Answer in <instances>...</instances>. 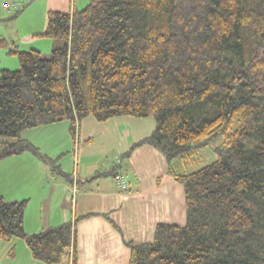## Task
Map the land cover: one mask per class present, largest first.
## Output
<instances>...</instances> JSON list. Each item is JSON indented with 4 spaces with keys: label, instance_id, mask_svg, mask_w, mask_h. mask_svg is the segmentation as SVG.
<instances>
[{
    "label": "trees",
    "instance_id": "obj_1",
    "mask_svg": "<svg viewBox=\"0 0 264 264\" xmlns=\"http://www.w3.org/2000/svg\"><path fill=\"white\" fill-rule=\"evenodd\" d=\"M24 6L0 17L17 18ZM59 42L46 57L13 50L18 69L0 73V161L30 152L70 179L24 131L87 116L154 117L128 157L150 144L183 187L186 220L160 222L130 264H264V0H90L50 10L38 34ZM217 158L178 172L195 150ZM28 200L0 194V239H24L32 256L58 264L75 247L81 217L29 233Z\"/></svg>",
    "mask_w": 264,
    "mask_h": 264
},
{
    "label": "crops",
    "instance_id": "obj_2",
    "mask_svg": "<svg viewBox=\"0 0 264 264\" xmlns=\"http://www.w3.org/2000/svg\"><path fill=\"white\" fill-rule=\"evenodd\" d=\"M7 1L0 0V17L12 13L6 9ZM14 1L24 9L11 22L4 21L12 23L11 43L20 50L40 51L39 44L52 50L59 43L38 36L47 26L48 11L82 9L88 2ZM154 128L153 120L129 115L106 121L87 116L80 122L77 140L67 120L30 128L23 138L55 159L71 178L53 175L46 163L25 152L0 161V194L9 201L28 200L25 228L29 233L81 217L76 225L77 264H130L131 249L126 241L152 242L158 223L183 224L186 220L183 187L168 173L164 154L142 144L130 156H123ZM115 158H119L118 164L112 163ZM120 170L128 182L126 189L115 181ZM24 259L30 264H46L35 259L30 249L24 251ZM71 261L67 254L58 264Z\"/></svg>",
    "mask_w": 264,
    "mask_h": 264
},
{
    "label": "rangeland",
    "instance_id": "obj_3",
    "mask_svg": "<svg viewBox=\"0 0 264 264\" xmlns=\"http://www.w3.org/2000/svg\"><path fill=\"white\" fill-rule=\"evenodd\" d=\"M90 0H88L87 4ZM9 15V14H7ZM12 20L8 21L11 22ZM24 21H22L23 23ZM10 24H6V22H0V73L3 69H18L20 66L19 59L17 54L12 52L13 50H20V46L11 43L12 36L10 34H14V30L10 29ZM38 40V39H37ZM45 40H49L45 39ZM41 41V40H38ZM37 41V42H38ZM35 45V44H31ZM39 48H41L42 53L44 56L49 57L51 47H47L44 44H39ZM33 47V46H29ZM28 47V48H29ZM32 49V48H31ZM149 120H153L156 125V121L154 117H146ZM153 131V130H152ZM151 131V132H152ZM217 156L212 147L200 148L195 150L193 157L191 160H187L186 163H182L181 167L179 168L177 163L176 170L178 172H186V171H193L197 168L205 166L214 160H216ZM48 166V172L51 167ZM185 221V220H184ZM27 250L29 252V247L27 246L24 239L21 238H13V240L6 241L0 239V264H30L28 261L24 259V251ZM15 252H17V256H15ZM14 253V254H13Z\"/></svg>",
    "mask_w": 264,
    "mask_h": 264
},
{
    "label": "built area",
    "instance_id": "obj_4",
    "mask_svg": "<svg viewBox=\"0 0 264 264\" xmlns=\"http://www.w3.org/2000/svg\"><path fill=\"white\" fill-rule=\"evenodd\" d=\"M5 5H6V9L8 10V12H12V13L21 7L20 3H18L17 1H14V0H8ZM114 162H116L115 164H118L119 158L113 159L112 163H114ZM115 181H116V184L118 185V187H120L121 189L127 188L128 182H127V179L125 177L124 172H122L121 170L116 173ZM74 252H75V247H73V246L70 247L68 250V255H71L72 259H73Z\"/></svg>",
    "mask_w": 264,
    "mask_h": 264
}]
</instances>
